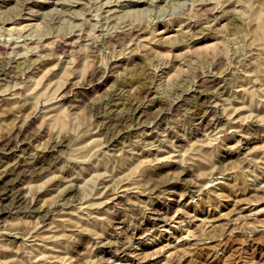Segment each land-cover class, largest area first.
I'll return each instance as SVG.
<instances>
[{
	"label": "rangeland",
	"instance_id": "obj_1",
	"mask_svg": "<svg viewBox=\"0 0 264 264\" xmlns=\"http://www.w3.org/2000/svg\"><path fill=\"white\" fill-rule=\"evenodd\" d=\"M115 1L0 0V174L26 196L0 203V264H105L106 248L128 243L151 257L145 264H264V37L255 13L264 0ZM202 5L221 12L208 18ZM218 83L227 90L214 97L217 112L199 121L204 107L188 93ZM165 97L172 104L154 108Z\"/></svg>",
	"mask_w": 264,
	"mask_h": 264
},
{
	"label": "bare ground",
	"instance_id": "obj_2",
	"mask_svg": "<svg viewBox=\"0 0 264 264\" xmlns=\"http://www.w3.org/2000/svg\"><path fill=\"white\" fill-rule=\"evenodd\" d=\"M19 1H20V0H19ZM21 1H23V0H21ZM114 1H115V0H114ZM119 1H120V0H119ZM119 1H118V2H119ZM122 1H124V0H122ZM135 1H136V0H135ZM45 2H46V1H45ZM115 2H116V1H115ZM118 2H117V3H118ZM124 2H126V1H124ZM132 2H133V1H132ZM18 3H19V2H18ZM53 3H54V5H55V2H53ZM117 3H116V4H117ZM120 3H122V2H120ZM134 3H135V2H134ZM16 4H17V3H16ZM60 4H61V3H60ZM60 4H58V5H60ZM73 5H74V4H72V6H73ZM107 5H108V4H107ZM120 5H121V4H120ZM259 5H260V4H259ZM69 6H70V5H69ZM214 6H215V5H214ZM214 6H213V7H205L204 5H202V6H199V8H203V10H207V13H206V14H207V17H208V18L210 17V18H213V19H214V17L218 14V12H221V6H220V9H219L217 6H215V7H214ZM16 7H17V6H16ZM21 7H22V6H21ZM23 7H24V6H23ZM23 7H22V8H23ZM17 8H20V7H17ZM257 8H258V7H257ZM18 10H19V9H18ZM222 10H223V9H222ZM19 11H20V10H19ZM19 11H17V12H19ZM24 11H25V10H24ZM24 11H23V12H24ZM20 12H21V11H20ZM24 13H25V12H24ZM255 13H257L256 15H258V18H259V19H258L259 24H258L257 28L259 29V33H261V35L264 37V2L260 5L259 9H257V10L255 11ZM19 14H20V13H19ZM253 14H254V13H253ZM18 16H19V15H18ZM18 16H17V17H18ZM255 17H256V16H255ZM19 19H21V18L19 17ZM29 19H30V17H29ZM29 19H28V20H29ZM205 20H207V22H208V19H205ZM210 21H211V19H210ZM258 22H257V23H258ZM128 30H129V29H128ZM130 31H131V29H130ZM127 32H128V31H127ZM259 33H257V34H259ZM259 35H260V34H259ZM192 38H194V37H192ZM194 39H196V38H194ZM194 39H193V40H194ZM188 42H189V41H188ZM191 43H192V42H191ZM186 44H187V42H186ZM248 45H249V43H248ZM250 47H252V45H251ZM246 48H249V47H246ZM250 49H251V48H250ZM252 49H253V47H252ZM247 50H248V49H247ZM252 51H253V50H252ZM243 52H244V51H243ZM246 52H247V51H246ZM248 52H249V50H248ZM250 52H251V51H250ZM252 53H254V52H252ZM219 61H220V60H219ZM111 62H113V61H111ZM221 62H222V61H221ZM221 62H220L219 65H221ZM112 64H113V63H112ZM214 65H215V64H214ZM109 66H111V65H109ZM111 67H112V66H111ZM107 68H108V67H107ZM109 68H110V67H109ZM217 68H218V65H217ZM215 70H216V68H215ZM223 70H226V69H223ZM209 71H210V70H209ZM209 71H208V72H209ZM226 71H227V70H226ZM104 72H107V73H108V71H105V70H104ZM104 72H103V73H104ZM214 72H215V71H214ZM219 72H220V71H219ZM220 73H221V72H220ZM220 73H219V74H220ZM104 74H105V73H104ZM216 74H217V73H216ZM216 74H214V77L216 76ZM223 74H224V73H223ZM207 75H208V74H207ZM207 75H206V77H207ZM210 76H211V75H210ZM218 76H220V75H218ZM102 77H103V76H102ZM227 77H228V75H227ZM223 78L225 79V77H223ZM207 79H208V78H207ZM213 79H214V78H213ZM213 79L211 78L210 80H207V81H210V82H214V83H215L216 81H214ZM97 80H98V79H97ZM226 80H227V78H226ZM231 80H232V79H231ZM100 81H101V80H100ZM100 81H99V83H100ZM204 81H205V80H204ZM222 81H223V80H222ZM223 82H225V81H223ZM226 82H227V81H226ZM226 82H225V83H226ZM228 82H229V81H228ZM219 83H221V82H219ZM219 83H218L215 87H213L212 89L208 87V89H205V90H204V89H200L201 87H199V86L202 85V84H200V85H197L196 87H193V88L191 89V91L188 93V94H190L189 96H192V97H196V98H198V99L200 100V102H201V106L204 107V108H203V109H204L203 114H202V115H199V116L197 117V118L199 119V121H200V120L202 121V118H203V117L209 115L208 113H211V115H212V113L217 112L218 105L215 103V101H214V103H213L214 97H215L216 95H217V96L220 95V94L223 92V90L226 89V87H225L224 85H219ZM231 83H232V81H231ZM231 83H230V84H231ZM205 84H206V82L204 83V87L207 86V85L205 86ZM232 84H234V83H232ZM209 86H211V85H209ZM66 87H67V86H63V87H62V90H65ZM204 87H202V88H204ZM96 88H98V87H96ZM148 88H149V87H148ZM231 88H232V87H231ZM178 89H180V88H178ZM229 89H230V88H229ZM229 89H228V90H229ZM97 90H98V89H97ZM226 90H227V89H226ZM147 91H149V90H147ZM177 91H178V90H177ZM230 91H231V89H230ZM230 91H228V92H230ZM110 94H111V93H110ZM114 94H115V93H113L112 95H114ZM107 95H108V94H107ZM161 95H162V94H161ZM166 95H167V94H166ZM152 96H153V95H152ZM157 96H158V95H157ZM184 96H185V95H184ZM220 96H221V95H220ZM220 96H219V97H220ZM109 97H110V95H109ZM114 97H115V96H114ZM111 98H112V97H111ZM153 98H154V100H155V97H153ZM182 98H183V96H182ZM182 98H181V99H182ZM215 98H216V97H215ZM247 98H248L249 101H251V97H250V96L247 97ZM102 99H104V98H102ZM165 99H166V97H165V98H159V99H157V101H156V103H155V105H154V108L161 107L162 105L172 104V103H169L167 99H166L167 101H166ZM198 99H196V100H198ZM252 99H253V97H252ZM150 100H152V97H151ZM176 100H177V99H176ZM188 100H190V99H188ZM216 100H217V99H216ZM101 101H102V100H101ZM115 101H116V100H115ZM169 101H170V100H169ZM194 101H195V100H194ZM252 101H253V100H252ZM102 102H103V101H102ZM108 102H109V100H108ZM112 102H113V100H112ZM116 102H117V101H116ZM118 102H119V101H118ZM180 102H181V101H180ZM189 102H190V101H189ZM191 102H192V101H191ZM104 103H105V99H104ZM120 103H121V102H120ZM131 103H132V102H131ZM137 103H138V102H137ZM140 103H141V102H140ZM144 103H145V102H144ZM153 103H154V102H153ZM194 103H195V102H194ZM251 103H252V102H251ZM132 104H133V103H132ZM138 104H139V103H138ZM145 104H146V103H145ZM147 104H148V103H147ZM175 104L179 105L180 103L177 101ZM175 104H174V107H176ZM189 104H190V103H189ZM196 104H199V102H196ZM215 104H216V105H215ZM99 105H100V104H99ZM107 105H108V104H107ZM107 105H106V107H107ZM110 105L112 106V104H110ZM110 105H109V106H110ZM128 105H129V104H128ZM139 105H141V104H139ZM139 105H138V106H139ZM191 105H192V104H191ZM102 106H103V104H102ZM116 106H117V105H116ZM136 106H137V104H136ZM142 106H143V105H142ZM152 106H153V105H152ZM156 106H157V107H156ZM196 106H197V105H195V107H196ZM216 106H217V107H216ZM103 107H104V106H103ZM143 107H144V106H143ZM169 107H170V106H169ZM187 107H188V106H187ZM193 107H194V106H193ZM195 107H194V108H195ZM128 108H129V107H128ZM128 108H127V109H128ZM145 108H146V107H145ZM166 108H167V106H166ZM198 108H200V107H198ZM251 108H252V106L249 107V109H251ZM138 109H139V108H138ZM147 109H148V108H147ZM149 109H150V108H149ZM157 109H158V108H157ZM159 109H160V108H159ZM164 109H165V108H164ZM190 109H191V108H190ZM192 109H193V108H192ZM203 109H202V110H203ZM129 110H130V109H129ZM135 110H137V108H135ZM141 110H142V108H141ZM143 110H144V109H143ZM151 110H152V109H151ZM220 110H221V109H220ZM220 110H219V111H220ZM37 111H39V110H37ZM156 111L158 112V110H156ZM190 111H191V110H190ZM194 111H195V110H194ZM198 111H199V110H198ZM126 112H127V111H126ZM132 112H133V111H132ZM132 112H131V113H132ZM152 112H153V114H154V111H152ZM157 112H156V113H157ZM222 112H223V111H222ZM35 113H36V112H35ZM98 113H99V112H98ZM128 113H130V112H128ZM128 113H127V114H128ZM139 113H141V112H139ZM147 113H150V112H147ZM156 113H155V114H156ZM159 113H160V110H159ZM195 113H196V112H195ZM197 113H198V112H197ZM200 113H201V112H200ZM105 114H106V113H105ZM105 114H104V116H106ZM142 114H145V113H142ZM151 114H152V113H151ZM191 114H192V113H191ZM191 114H190V116H191ZM217 114H218V113H217ZM217 114H216V115H217ZM222 114H224V112H223ZM222 114H221V115H222ZM119 115H120V114H119ZM123 115H125L124 112H123ZM132 115H133V114H132ZM137 115H140V114H137ZM197 115H198V114H197ZM33 116H34V114H33ZM120 116H122V114H121ZM147 116H148V115H147ZM147 116H146V117H147ZM151 116H154V117H155L156 115H151ZM217 116H219V115H217ZM222 116H223V115H222ZM109 117H110V116H109ZM109 117H107V118H109ZM125 117H126V116H125ZM125 117H124V118H125ZM129 117H130V116H128V118H129ZM134 117H135V116H134ZM149 117H150V115H149ZM156 117H157V116H156ZM105 118H106V117H105ZM105 118L103 119L104 121H105ZM110 118H111V117H110ZM130 118H131V117H130ZM147 118H148V117H147ZM210 118L212 119L211 116H210ZM220 118H221V117H220ZM113 119H114V118H113ZM136 119H137V118H136ZM140 119H141V118H140ZM145 119H146V118H144V120H145ZM152 119H154V118H152ZM192 119H193V117H192ZM207 119H208V117H207ZM213 119H214V118H213ZM225 119H226V118H225ZM263 119H264V118H263ZM54 120L57 121V122H61V121H60L59 119H57V118H55ZM109 120H111V119H109ZM117 120H118V119H117ZM123 120H125V119H123ZM144 120H143V122H144ZM147 120H148V119H146V121H147ZM190 120H191V119H190ZM254 120H255V119H254ZM254 120H253V122H254ZM106 121H107V120H106ZM136 121H137V120H136ZM151 121H152V120H151ZM192 121H193V120H192ZM192 121H191V122H192ZM217 121H218V120H217ZM250 121H252V120H250ZM101 122H102V124H101V126H102L103 123H105V122H103V121H101ZM108 122H109V121H108ZM147 122H148V121H147ZM159 122H160V121H159ZM253 122H252V123H253ZM61 123H62V122H61ZM113 123H114V122H113ZM115 123H116V122H115ZM118 123H119V122H117V125H118ZM130 123H131V122H130ZM132 123H133V122H132ZM139 123H140V122H139ZM141 123H142V122H141ZM141 123H140V124H141ZM152 123H153V122H152ZM156 123H157V122H156ZM196 123H197V122H196ZM212 123H213V122H212ZM223 123H224V122H223ZM119 124H120V123H119ZM135 124H137V123L135 122ZM142 124H143V123H142ZM108 125H109V124H107V126H108ZM110 125H111V124H110ZM113 125H115V124H113ZM122 125H123V123H122ZM126 125H127V124H125V127H126ZM252 125H253L254 127H259V126H261V123H260V125H259V123H257V122L255 121V123L252 124ZM263 125H264V124H263ZM21 126H22V125H21ZM21 126L18 127L19 130L16 129L17 134H16V133H14V134L18 135L19 133L23 132V130L20 129V128H22ZM101 126H100V127H101ZM115 126H116V125H115ZM115 126H114V127H115ZM118 126H119V125H118ZM118 126H117V127H118ZM120 126H121V125H120ZM120 126H119V127H120ZM134 126H135V125H134ZM245 126H246V125H245ZM249 126H250V124H249ZM249 126H248V127H249ZM31 127H32V126H31ZM105 127H106V126H105ZM105 127H104V128H105ZM109 127H112V126H109ZM122 127H123V126H122ZM147 127H148V125H147ZM263 127H264V126H263ZM263 127H262V129H263ZM26 128H27V127H26ZM101 128H102V127H101ZM128 128H132V126H131V127H127L126 129H128ZM133 128H134V127H133ZM249 128H250V127H249ZM31 129H32V128H31ZM107 129H109V128H107ZM112 129H113V128H112ZM117 129H118V128H117ZM117 129L115 128V130H117ZM122 129H124V127L121 128V130H122ZM118 130L120 131V128H119ZM136 130H137V129H136ZM143 130H144V129H143ZM254 130H255V129H254ZM256 130H257V129H256ZM260 130H261V129H260ZM263 130H264V129H263ZM13 131H14V130H13ZM29 131H31V130H29ZM29 131H28V132H29ZM98 131H99V129H98ZM104 131H105V130H104ZM107 131H108V130H107ZM124 131H125V130H124ZM129 131H130V130H129ZM145 131H146V130H145ZM257 131H258V130H257ZM96 132H97V131H96ZM99 132H100V131H99ZM105 132H106V131H105ZM114 132H115V131H114ZM116 132H117V134H118V131H116ZM260 132H261V131H260ZM26 133H27V132H26ZM31 133H32V132H31ZM31 133H30V134H31ZM110 133H112V132H110ZM121 133H122V131H121ZM125 133H126V132H125ZM125 133H124V134H125ZM127 133H128V132H127ZM127 133H126V134H127ZM146 133H147V132H146ZM255 133H256V131H255ZM28 134H29V133H27V135H28ZM108 134H109V133H108ZM108 134H107V135H108ZM115 134H116V133H115ZM128 134H129V133H128ZM258 134H259V133H258ZM16 135H15V136H16ZM19 135H20V134H19ZM19 135H18V136H19ZM111 135H112V134H111ZM118 135H119V134H118ZM262 135H263V133H262ZM15 136H13V137H15ZM24 136H26V134H25ZM112 136H113V135H112ZM115 136H116V135H115ZM20 137H21V136H20ZM27 137H28V136H27ZM106 137H107V136H106ZM110 137H111V136H109V138H110ZM146 137H147V136H146ZM254 137H255V136H254ZM261 137H262V136H261ZM18 138H19V137H18ZM21 138H22V137H21ZM256 138H258V137H256ZM118 139H120L119 136H118ZM121 139H122V138H121ZM9 140H12V139L10 138ZM13 140H15V139H13ZM18 140H19V139H18ZM22 140H23V139H22ZM106 140H107V138H106ZM109 140H110V139H109ZM109 140H108V142H109ZM111 140H113V139H111ZM111 140H110V141H111ZM5 141H6V140H5ZM257 141H258V140H257ZM7 142H8V141H7ZM16 142H17V140H16ZM20 142H21V141H20ZM3 143H4V142H3ZM3 143H2V144H3ZM17 143H19V142H17ZM111 143H112V142H111ZM4 144H5V143H4ZM20 144H21V143H20ZM22 144H23V143H22ZM55 144H56V143H55ZM55 144H54V145H55ZM5 145H7V144H5ZM10 145H12V144H10ZM13 145H14V144H13ZM137 145H138V144H137ZM137 145H136V146H137ZM3 146H4V145H2V148L5 147V146H4V147H3ZM14 146H15V145H14ZM136 146L134 145L135 148H136ZM138 146H140V145H138ZM15 147H16V146H15ZM21 147H22V146H21ZM17 149H18V148H16V150H17ZM136 149H137V148H136ZM139 149H140V148H139ZM11 150H12V149H11ZM18 150H19V149H18ZM143 153H144V152H143ZM149 153H150V152H149ZM149 153H147V154H149ZM14 154H15V153H14ZM14 154H13V155H14ZM1 158H2V157H1ZM1 158H0V159H1ZM12 159H13V158H12ZM20 159H21V157H20ZM1 160H2V162L4 161L3 159H1ZM15 160H16V158H15ZM15 160H14V161H15ZM17 160H18V159H17ZM25 160H26V159H25ZM5 161H6V160H5ZM9 161H10V159H9L6 163H8ZM12 161H13V160H12ZM23 161H24V160H23ZM2 162H1V163H2ZM18 162H19V160L17 161V163H18ZM30 162H31V161H30ZM30 162H29V164H30ZM1 163H0V164H1ZM19 163H20V162H19ZM19 163H18V164H19ZM22 163H23V162H22ZM25 163H27V162L25 161ZM12 164H14V162H13ZM12 164H9V167H10ZM18 164H17V165H18ZM4 165H5V163H4ZM6 165H7V164H6ZM33 165H34V164H33ZM27 166H28V165H27ZM29 166H30V165H29ZM5 167H6V166H5ZM5 167L3 166L2 168L5 169ZM7 167H8V166H7ZM17 167H18V166H17ZM25 167H26V166H25ZM201 167H204V165H201ZM217 167H218V166H217ZM2 168H0V169H2ZM22 168H23V167H22ZM40 168H41V166H40ZM40 168H39V169H40ZM218 168H219V167H218ZM221 168L223 169L222 165H221ZM6 169H7V168H6ZM9 169H10V168H9ZM13 169H14V168H13ZM13 169H12V171H13ZM19 169H20V172H22V171H21V168H19ZM36 169H37V168H36ZM213 169H215V168H213ZM17 170H18V169H17ZM34 170H35V169H34ZM41 170H42V169H41ZM219 170H220V168H219ZM0 171H1V170H0ZM5 171H6V170H5ZM14 171H15V170H14ZM216 171H217V170H216ZM216 171H215V172H216ZM15 172H17V171H15ZM15 172H14V173H15ZM32 172H33V170H32ZM35 172H36V171H35ZM212 172H213V170H212ZM219 172H221V171H219ZM5 173H6V172H5ZM5 173H1V174H0V203H1L2 205L5 204V203L7 204V203L9 202V200H10L11 197H12V199H13L14 197H17V198H19V200L22 199V198L26 199V198H25L26 196H25V197H22L21 194H20V193H22V192H20V190L23 189V188H22L23 186H21V189L18 188V187H19L18 185H17L18 187H17L16 185H15L16 187H14V186L12 187V185L9 186L7 183H9V182L11 181V176L5 175ZM10 173H11V172H10ZM17 173H18V172H17ZM22 173H23V172H22ZM25 173H27V172H25ZM28 173H29V172H28ZM65 173H66V172H65ZM167 173H168V172H167ZM167 173L165 174L166 176H167ZM210 173H211V172H210ZM217 173H218V172H217ZM6 174H7V173H6ZM8 174H9V173H8ZM214 174H216V173H214ZM218 174H219V173H218ZM10 175H12V174H10ZM16 175H17V174H16ZM24 175H25V174H24ZM24 175H23V176H24ZM63 175H64V174H63ZM65 175H66V174H65ZM65 175H64L63 177H65ZM168 175H169V174H168ZM209 175H210V174H209ZM18 176H20V175H18ZM18 176H17V177H18ZM61 176H62V175H60V177H57V179H58V178H59V179H61V178L63 179V177H61ZM171 176H172V175H171ZM12 177H13V176H12ZM174 177H175V176H174ZM212 177H213V176H212ZM231 177H232V176H231ZM14 178H15V177H14ZM24 178H25V177H24ZM165 179H166V178H165ZM169 179H170L169 181H166V180H165V181H166L165 184H167V182H171V178H169ZM172 179H174V178H172ZM229 179H231V178H229ZM263 179H264V177H263ZM263 179L260 178V179H256V180H258V182L260 183ZM12 180H13V178H12ZM16 180H17V179H16ZM54 180H55V179H54ZM174 180H175V179H174ZM19 181H20V180H19ZM19 181H18V182H19ZM57 181L60 182L59 180H57ZM163 181H164V180H163ZM172 181H173V180H172ZM175 181H176V180H175ZM175 181H174V182H175ZM51 182H52V181H51ZM55 182H56V181H55ZM58 182H57V183H58ZM156 182H157V181H156ZM161 182H162V181H161ZM253 182H255V181H252V182H251V185H255ZM258 182H257V183H258ZM262 182H263V181H262ZM262 182H261V183H262ZM57 183H56V184H57ZM159 183H160V181H158V184H159ZM194 183H196V182H194ZM12 184H13V183H12ZM53 184H54V183H53ZM20 185H21V184H20ZM69 185H71V183H70ZM76 185H77V184H76ZM155 185H156V184H155ZM162 185H164V184L162 183ZM187 185H189V184L187 183ZM190 185H191V183H190ZM190 185H189V186H190ZM196 185H197V183H196ZM261 185H262V184H261ZM67 186H68V185L66 184V187H67ZM72 186H74V185H72ZM157 186H158V185H157ZM160 186H161V185H160ZM198 186H199V184H198ZM198 186H197V187H198ZM64 187H65V186H64ZM64 187H63V188H64ZM153 187H156V186H153ZM158 187H159V186H158ZM158 187H156V188H158ZM163 187H164V186H163ZM191 187H192V186H191ZM257 187H260V186L257 185ZM263 187H264V186H263ZM263 187H262V188H263ZM15 188H16V189H15ZM63 188H62V190H61L62 192H64V190H65V189L63 190ZM71 188H72V187H71ZM193 188H194V187H193ZM201 188H202V187H201ZM251 188H252V186H251ZM67 189H68V188H67ZM69 189H70V188H69ZM196 189H197V188H196ZM196 189H194V190H196ZM258 189H259V188H258ZM260 189H261V188H260ZM199 190H200V188H199ZM209 190H210V189H209ZM215 190H216V189H214L213 192H215ZM252 190H253V189H252ZM261 190H262V189H261ZM263 190H264V189H263ZM74 191H75V190H74ZM187 191H188V189H187ZM197 191H198V190H197ZM200 191H201V190H200ZM200 191H198V192H196V193H199ZM206 191H207V190H206ZM211 191H212V190H211ZM249 191H250V190H249ZM62 192H60V193H62ZM70 192H71V191H70ZM202 192H203V191H202ZM208 192H209V191H208ZM254 192H255V191H254ZM58 193H59V192H58ZM58 193H57V194H58ZM66 193H67V192H66ZM249 193H251V191H250ZM258 193H259V192H258ZM24 194H25V193H24ZM64 194H65V193H64ZM64 194H63V195H64ZM190 194H191V192H190ZM206 194H208V193H206ZM255 194H257V191L255 192ZM261 194H262V193H261ZM59 195H60V194H59ZM65 195H66V194H65ZM71 195H72V192H71ZM75 195H76V194H75ZM202 195H203V194H202ZM203 196H204V195H203ZM205 196H206V195H205ZM255 196H256V195H255ZM257 196H261V195L258 194ZM263 196H264V195H263ZM263 196H262V197H263ZM58 197H60V196H58ZM61 197H62V195H61ZM61 197H60V198H61ZM63 197H64V196H63ZM63 197H62V198H63ZM67 197H70V194H69V196H67ZM76 197H78V196H76ZM33 198H34V197H33ZM71 198H72V197H71ZM74 198H75V196H74ZM260 198H261V197H260ZM14 199H15V198H14ZM27 199H28V198H27ZM58 199H59V198H58ZM22 200H23V199H22ZM32 200H33V199H32ZM65 200L67 201L68 198H65ZM69 200H70V199H69ZM71 200H72V199H71ZM76 200H77V199H76ZM199 200H200V199H199ZM256 200H257V199H256ZM7 201H8V202H7ZM10 201H11V200H10ZM14 201H15V200H14ZM20 201H21V200H20ZM24 201H26V200H24ZM29 201H30V200H29ZM201 201H203V203L206 202V204H207V203H210V200H209V199H204V200L201 199ZM12 202H13V201H12ZM30 202H31V201H30ZM31 203H32V202H31ZM31 203H30V204H31ZM195 203H196V202H195ZM201 203H202V202H201ZM201 203H200V204H201ZM203 203H202V204H203ZM14 204H15V202H14ZM16 204H17V203H16ZM18 204H19V203H18ZM20 204H21V203H20ZM30 204H28V205L30 206ZM196 204H197V203H196ZM210 204H211V203H210ZM7 205H9V203H8ZM184 205H185V204H184ZM10 206H12V204H11ZM19 206H20V205H19ZM193 206H194V205H193ZM208 206H210V205H208ZM7 207H8V206H7ZM184 207H185V206H184ZM184 207H183V208H184ZM188 207H189V206H188ZM203 207H204V206H203ZM31 208H32V206H31ZM31 208H30V209H31ZM37 208H39V207H37ZM240 208H241V207H240ZM254 208H255V207H254ZM243 209H245V208H243ZM34 210H35V209H34ZM41 210H42V209H41ZM43 210H44V209H43ZM150 210H151V209H150ZM150 210H149V211H150ZM159 210H160V209H159ZM165 210H166V209H165ZM207 210H208V209H207ZM207 210H206V211H207ZM237 210H238V209H237ZM237 210H236V211H237ZM251 210H252V209H251ZM1 211H5V209H4L2 206H1V208H0V212H1ZM45 211H46V210H45ZM152 211H153V210H152ZM160 211H161V210H160ZM176 211H177V210H176ZM176 211H175V212H176ZM178 211H180V210H178ZM181 211H182V210H181ZM181 211H180L179 214H182ZM208 211H209V210H208ZM239 211H240V210H239ZM248 211H250V210H248ZM248 211H247V212H248ZM35 212H36V211H35ZM40 212H41V211H40ZM42 212H43V211H42ZM42 212H41V213H42ZM156 212H157V211H156ZM175 212H174V213H175ZM211 212H212V211H211ZM242 212H243V211H242ZM32 213H33V212H32ZM37 213H38V212H37ZM143 213H144V212H143ZM145 213H146V212H145ZM152 213H154V212H152ZM161 213H162V212H161ZM183 213H184V212H183ZM202 213H203V210H202ZM205 213H206V212H205ZM238 213H239V212H238ZM43 214H44V213H43ZM43 214H42V216H43ZM158 214H159V213H158ZM176 214H177V213H176ZM176 214H175V215H176ZM179 214H178V215H179ZM212 214H213V212H212ZM242 214H243V213H242ZM242 214H240L239 217H241ZM244 214H245V213H244ZM263 214H264V213H263ZM39 215H41V214H39ZM156 215H157V214H156ZM183 215H184V214H183ZM183 215H182V216H183ZM194 215H196V214H194ZM206 215H209V214H206ZM210 215H211V213H210ZM235 215H236V214H235ZM248 215H249V214H248ZM254 215H255V214H254ZM259 215H260V214H259ZM37 216H38V215H37ZM173 216H174V215H173ZM236 216H237V215H236ZM249 216H250V215H249ZM255 216H256V215H255ZM255 216H252V217H255ZM39 217H41V216H39ZM43 217H44V216H43ZM43 217H42V218H43ZM142 217H143V216H142ZM160 217H161V216H160ZM160 217H159V218H160ZM164 217H165V220H166V216H164ZM167 217H168V216H167ZM177 217H178V216H177ZM250 217H251V216H250ZM144 218H145V217H144ZM148 218H149V215H148ZM157 218H158V217H157ZM159 218H158V219H159ZM245 218H246V216H245V217L243 216V217H242V220L245 219ZM160 219H161V218H160ZM162 219H164V218H162ZM177 219H178V218H177ZM181 219H183V218H181ZM203 219H204V218H203ZM230 219H232V218H229V219H228V222L225 223V225H226V228H225V230H224L225 233H226V232H229L231 229H233V225H234V223H235L234 221H236V223H237V219H239V218H238V217H237V219H236V217L233 218V219H232V221L234 220L233 222H230V221H231ZM235 219H236V220H235ZM246 219H247V218H246ZM165 220H163V221H165ZM183 220H185V219H183ZM183 220H182V221H183ZM242 220H241V221H242ZM248 220L250 221V219H248ZM252 220H253V219H252ZM148 221H149V220H148ZM161 221H162V220H161ZM243 221H244V220H243ZM243 221H242V222H243ZM158 222H159V221H158ZM242 222H241V223H242ZM163 223H164V222H163ZM241 223H240V224H241ZM245 223H246V222L244 221V223H243V227H245V225H244ZM240 224H239V225H240ZM159 225H160V224H159ZM246 225H247V223H246ZM240 226H241V225H240ZM4 227H5V226H4ZM187 227H188V226H187ZM168 228H170V227H168ZM187 229H188V228H187ZM248 229H249V230H248ZM8 232H9V231H8ZM8 232L3 231L2 233H4L5 235H10V233H11L12 231L9 232V233H8ZM14 232H16V231H14ZM255 232H257V231H256V228H255V226H254V228H252V229H251L250 227H247V229H245V231H243L241 234H245L244 236H247L248 234H250V235H254ZM12 234H14V233H12ZM2 235H3V234H2ZM14 235H16V234H14ZM17 235H18V234H17ZM3 236H4V235H3ZM9 237H10V236H8V238H9ZM11 237H12V235H11ZM16 237H18V236H16ZM16 237H14V238H16ZM133 237H134V236H133ZM133 237H132V238H133ZM135 237H136V236H135ZM4 238H5V237H4ZM9 239H10V238H9ZM17 239H18V238H17ZM6 240H7V239H6ZM133 240H134V239H133ZM129 241H131V240H129ZM14 242H15V241H14ZM121 242H122V241H121ZM126 242H127V241H126ZM131 242H132V241H131ZM169 242H170V241H169ZM169 242H168V243H169ZM171 242H172V241H171ZM173 242H174V241H173ZM175 242H176V241H175ZM175 242H174V243H175ZM122 243H123V242H122ZM127 243H128V242H127ZM174 243H172V245H173ZM181 243L183 244V242H181ZM128 244H129V243H128ZM128 244H126V246L121 247V248H120V247H116V246H115L114 248H113V247L106 248V249H105V258H104V261H103V262H105V264H106V262H107V263H108V262L111 263L112 260H113V262H114V260H119V261H121V262L124 260V262H125L126 264H136V263H138V262L140 263V261H141V264H145V263H146V258H148V257H144V256H142V255H143V253H142L141 256L144 258L143 261H145V262H143V261H142L143 258L140 257V254H139V253H141L142 250H141L140 252H137L136 250L131 251L130 248L127 247ZM169 244H170V243H169ZM177 244H178V243H177ZM179 244H180V243H179ZM118 245H119V244H118ZM123 245H125V244L123 243ZM129 245H130V244H129ZM167 245H168V244H167ZM167 245H166V246H167ZM175 245H176V243H175ZM180 245H181V244H180ZM160 246H161V245H160ZM164 246H165V244H164ZM176 246H177V245H176ZM45 247H46L45 245H35V246H32V248H33L35 251H36V250H37V251H38V250H40V251H44V250L47 251V249H46ZM167 247H168V246H167ZM162 248H163V247H162ZM165 248H166V247H165ZM165 248H164V249H165ZM173 248H174V246H173ZM160 249H161V248H159V250H160ZM175 249L177 250V249H178V246H177V248H175ZM179 249H180V247H179ZM179 249H178V251H179ZM143 250H144V248H143ZM159 250H158V251H159ZM161 250H163V249H161ZM161 250H160V251H161ZM176 250H175V252H177ZM158 251H157V252H158ZM166 251H168V250H166ZM157 252H156V253H157ZM163 252H164V251H163ZM172 252L174 253V249H173ZM145 253H146V252H145ZM145 253H144V255H145ZM161 253H162V251H161ZM169 253H170V252H169ZM146 254H148L147 256L150 255L149 253H146ZM159 254H160V253H158V255H159ZM167 254H168V252H167ZM167 254H166V256H168ZM156 255H157V254H156ZM161 255H163V254H161ZM170 255H173V254L170 253ZM159 256H160V255H159ZM159 256H158V257H159ZM166 256H164V257L166 258ZM161 257H163V256H161ZM168 257H169V256H168ZM170 257H171V256H170ZM150 258H151V257H150ZM150 258H148V259H150ZM159 258H160V257H159ZM165 258H164V259H165ZM172 258H173V257H172ZM154 259H155V258H154ZM100 260H101V259H100ZM150 260H151V259H150ZM119 261H118V262H119ZM155 261H156V260H155ZM155 261H154V263H155ZM166 261H167V260H165V262H166ZM101 262H102V261H101ZM124 262H123V263H124ZM161 262H162V261H161ZM161 262H159V263H161ZM163 263H164V262H163ZM167 263H169V262H166V264H167ZM101 264H102V263H101ZM111 264H112V263H111ZM113 264H114V263H113ZM115 264H118V263H115ZM164 264H165V263H164Z\"/></svg>",
	"mask_w": 264,
	"mask_h": 264
}]
</instances>
